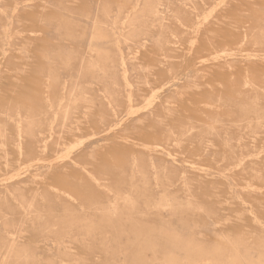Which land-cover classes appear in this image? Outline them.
<instances>
[{
    "label": "rangeland",
    "instance_id": "obj_1",
    "mask_svg": "<svg viewBox=\"0 0 264 264\" xmlns=\"http://www.w3.org/2000/svg\"><path fill=\"white\" fill-rule=\"evenodd\" d=\"M0 264H264V0H0Z\"/></svg>",
    "mask_w": 264,
    "mask_h": 264
}]
</instances>
